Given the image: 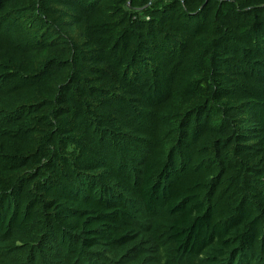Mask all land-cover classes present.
Masks as SVG:
<instances>
[{"label":"trees","instance_id":"1","mask_svg":"<svg viewBox=\"0 0 264 264\" xmlns=\"http://www.w3.org/2000/svg\"><path fill=\"white\" fill-rule=\"evenodd\" d=\"M0 264H264V0H0Z\"/></svg>","mask_w":264,"mask_h":264}]
</instances>
